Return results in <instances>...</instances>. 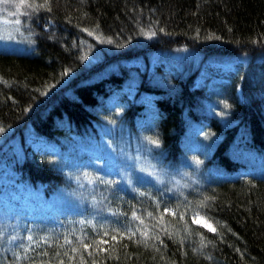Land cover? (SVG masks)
<instances>
[{"label": "trees", "instance_id": "trees-1", "mask_svg": "<svg viewBox=\"0 0 264 264\" xmlns=\"http://www.w3.org/2000/svg\"><path fill=\"white\" fill-rule=\"evenodd\" d=\"M26 1V37L0 47V162L19 181L49 195L71 184L28 137L65 147L113 122L139 136L146 126L166 164L196 152L226 176L191 182L168 212L134 204L126 230L52 241L1 264H264V0ZM157 52L195 55L176 70L151 67ZM225 59L236 63L216 90L197 85L204 60ZM195 213L215 232L193 224Z\"/></svg>", "mask_w": 264, "mask_h": 264}, {"label": "rangeland", "instance_id": "rangeland-1", "mask_svg": "<svg viewBox=\"0 0 264 264\" xmlns=\"http://www.w3.org/2000/svg\"><path fill=\"white\" fill-rule=\"evenodd\" d=\"M29 15L26 0L0 3V47H12L17 37H26L29 25L25 20H29ZM193 55L157 52L150 56V64L152 67L163 62L166 69L179 70ZM229 60H219L223 63L204 60L199 66L197 83L210 91L216 90L223 72L231 68L225 63ZM142 128L140 136L133 135L113 122L104 126L98 136L66 140L65 147L28 137L26 141L34 149L52 151L56 165L71 180V184L52 195L19 181L0 162V264L7 256L21 261L37 247L52 241H84L89 231L126 230L125 213L134 204L148 202L168 209L169 201L180 198L191 182L226 176L196 163L202 162L196 152L178 166L162 162L154 145L145 139L150 137L144 130L146 126ZM145 147L151 148V152L146 154ZM145 159L154 167L141 172V161ZM257 167L259 173H264V163L259 161ZM27 235H32L33 241H28Z\"/></svg>", "mask_w": 264, "mask_h": 264}, {"label": "snow or ice", "instance_id": "snow-or-ice-1", "mask_svg": "<svg viewBox=\"0 0 264 264\" xmlns=\"http://www.w3.org/2000/svg\"><path fill=\"white\" fill-rule=\"evenodd\" d=\"M9 2H11V0H0V3H9ZM47 4H48V0H45V3L42 4V5H39V7H46ZM29 7H34V5H29ZM50 10H51V9L49 8V11H50ZM17 23H19V21H17ZM85 31H87V29H85ZM88 34H89L90 36L93 35L92 32H89ZM101 42H103V41H101ZM107 42H108V43H111L112 41H111V39H109ZM224 107L227 108V107H228V104H225ZM207 135H208V133H205V136H207ZM145 139H147L148 142H149V144H151V145H157V146L159 145V141H158V140L151 139L150 137H146ZM108 146H109V145H108ZM109 147H110V146H109ZM144 151H145L146 154H148V153L151 152V148H149V147H145ZM196 163H201V161H197ZM141 164H142L141 169H140L141 172H148V168H149V167H154V165H152V164L150 163V161L147 160V159L141 161ZM145 165H146V167H145ZM148 174H149V175H152L153 173H148ZM185 186H186V185H185ZM206 199H209V198H206ZM203 206H204V205L201 204V207H203ZM168 211H169V210L166 208V209H165V212H168ZM149 215H151V214H149ZM172 215H175V213L173 212ZM133 218H134V219H137V220H140V218L137 217V216H135V214H133ZM181 218H183V216H181ZM191 221H192L193 224H200V225H202L203 227H205L206 229H208L209 231L215 232V228H214L210 223H208L206 220H204V218L200 217V216H199V213L193 215V216L191 217ZM81 223H83V221H82ZM140 223L143 224V223H144L143 220H140ZM105 235H107V233H105ZM132 235H135V233H133ZM143 235L146 236V235H147V232H144ZM26 238H27V240L30 241V242L33 241V236H32V235H27ZM129 238H131V237H129ZM13 239H15V237H13ZM112 239L115 240L116 237L113 236ZM66 242H68V241H66ZM105 242H106V241H105ZM81 243H83V241H81ZM83 246H84L85 249H87V248L89 247V244H84ZM73 251H76V250L73 249Z\"/></svg>", "mask_w": 264, "mask_h": 264}, {"label": "bare ground", "instance_id": "bare-ground-1", "mask_svg": "<svg viewBox=\"0 0 264 264\" xmlns=\"http://www.w3.org/2000/svg\"><path fill=\"white\" fill-rule=\"evenodd\" d=\"M18 51V50H17ZM235 56V55H234ZM157 74V73H156ZM141 91V90H140ZM246 152V151H245ZM150 222V221H149Z\"/></svg>", "mask_w": 264, "mask_h": 264}]
</instances>
